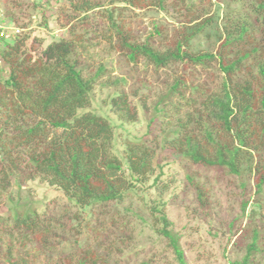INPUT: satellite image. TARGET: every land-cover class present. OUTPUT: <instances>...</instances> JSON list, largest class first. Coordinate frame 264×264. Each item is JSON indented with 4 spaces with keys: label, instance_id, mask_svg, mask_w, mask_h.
Listing matches in <instances>:
<instances>
[{
    "label": "trees",
    "instance_id": "1",
    "mask_svg": "<svg viewBox=\"0 0 264 264\" xmlns=\"http://www.w3.org/2000/svg\"><path fill=\"white\" fill-rule=\"evenodd\" d=\"M214 4L223 8L221 14L202 19ZM43 5L48 3L36 2L31 9L36 13L25 18L26 3L0 0L2 21L20 31L0 29V199L14 202L12 188L21 191L23 181L40 178L80 208L104 210L148 192L146 185L151 191L168 189L159 187L164 164L179 159L215 171L218 179L237 178L242 215L227 225L239 235L229 264H264V0H63L51 6L53 13H40ZM149 7H171L170 16L181 27L170 34L155 26L158 42L155 35L137 41L127 25L129 12L134 16ZM51 19L68 30L69 38L47 42L38 29L25 31L32 23L48 29ZM217 21V50L195 51L193 41ZM103 54H116L132 69L181 66L184 72L164 93L139 96L125 89L128 79L115 75ZM98 90H111L100 106L108 113L93 107ZM140 108L156 113L145 133L118 143L113 117L133 124ZM195 179L188 176L198 207L205 209L209 191ZM139 198L152 214L147 224L167 244L173 263L189 264L164 203L150 205L145 195ZM41 220L39 213L17 219L0 215V234L19 232L6 264H111L109 255L86 244L72 253L58 247L64 257L48 262L49 230H39ZM209 233L219 236L217 230ZM30 242L42 245L27 249ZM20 248L26 250L20 253ZM138 264L157 263L149 257Z\"/></svg>",
    "mask_w": 264,
    "mask_h": 264
},
{
    "label": "rangeland",
    "instance_id": "2",
    "mask_svg": "<svg viewBox=\"0 0 264 264\" xmlns=\"http://www.w3.org/2000/svg\"><path fill=\"white\" fill-rule=\"evenodd\" d=\"M16 1L28 5L23 13H28L24 16L29 18V13H36L31 10L34 4L42 0ZM43 1L48 5H43L39 12L42 13V10L47 9L48 13H53L51 6L58 7L63 0ZM222 10L223 8L217 4L209 5L207 15L202 19L218 17ZM131 13L130 11L127 25L134 38L139 42H144L150 36L155 35V26L170 34L174 28L181 27L179 22H173L170 16L171 7H167L166 10L149 7L138 11L134 16ZM9 23V20L3 22L0 18V28L11 26ZM218 24L217 21L213 25L207 26L204 32L193 41L192 45L195 51L215 52L217 50L221 34ZM49 25L50 28L47 29L45 26H37V23H32L31 28L25 31L33 28L38 29V34L41 33L40 35L47 39V42L52 39L69 38L68 30L61 29L53 19L50 20ZM13 26L15 25L11 26L12 31L14 30ZM155 39L156 42L159 41V37L156 35ZM121 59L116 54H103L102 60L109 68L114 69L115 75L128 79L129 84L125 88L127 91H138L139 94L141 93L139 96L149 93L154 98L156 95L164 93L175 75L184 72L181 66L174 68V71L161 70L158 72L153 67L145 68L143 65L132 69V65L126 63L124 59L121 61ZM197 81L201 82V79L198 78ZM110 92L111 90H98L94 93V109L108 113L107 109H102L100 106H102V100ZM131 97L137 102L138 97ZM139 114V119L133 124L120 122L113 117L120 133L121 140L119 139L118 143L123 142L126 137L130 139L141 137L146 131L148 122L156 113L140 108ZM166 161L169 162L164 164V179L159 183L160 188L168 187L165 191L158 189L151 191L150 185H146L145 187L149 189L148 192L142 190L137 194L138 197L135 196L117 206L108 205L109 207L104 210H99L98 207L91 208V206L80 208L75 201L64 196L61 190L37 178L23 181L21 191L18 187L9 191L15 196L13 197L14 202L9 203L1 198L0 215L6 217L12 215L13 219H17L39 213L42 217L39 230H49L45 256L50 263L63 256L59 255L58 247H63L65 251L72 253L76 251L77 247L81 248L86 244L91 245L99 255L105 256V258H108L107 255H109L108 262L111 264H138L149 257H152L157 264H174L173 256L167 250V244L156 236L153 231L155 228L147 224L152 221L151 213L139 198L145 195L144 199L147 204L153 205L154 201L164 203L175 231L181 235V244L189 264H229V260L234 255L232 244L239 235L233 236L234 234L229 232L227 225L231 220L240 218L242 215L239 203L240 192L235 186L238 184L237 178L226 175L218 179L215 171L207 172L205 169L190 166L179 159L168 158ZM188 176H194L196 183L200 182L206 185L209 191L207 208L198 207L197 193L189 182ZM253 193L254 191L251 195ZM251 200H253L252 197ZM128 207L141 216L138 217L136 214L132 216L131 212H128ZM252 207L250 205L244 215L243 226L247 222L246 218ZM96 212L100 213L99 216H94ZM117 212L119 215H116ZM112 215H116V220L111 218ZM127 218L130 220V224L123 227L121 223ZM209 230H217L219 236L211 235ZM18 233L14 232L10 236L5 233L0 234V264H6L8 247L12 244L17 245ZM221 234H223V239L220 237ZM41 245V242H30L27 249H35ZM51 246L54 248L50 249ZM24 250L26 249H17L20 253Z\"/></svg>",
    "mask_w": 264,
    "mask_h": 264
},
{
    "label": "built area",
    "instance_id": "3",
    "mask_svg": "<svg viewBox=\"0 0 264 264\" xmlns=\"http://www.w3.org/2000/svg\"><path fill=\"white\" fill-rule=\"evenodd\" d=\"M2 16H3V14L1 13V7H0V18H2ZM0 29H6V27H1ZM15 32L19 33L20 31H19V29H16Z\"/></svg>",
    "mask_w": 264,
    "mask_h": 264
},
{
    "label": "clouds",
    "instance_id": "4",
    "mask_svg": "<svg viewBox=\"0 0 264 264\" xmlns=\"http://www.w3.org/2000/svg\"><path fill=\"white\" fill-rule=\"evenodd\" d=\"M14 29V28H13ZM17 28H15L14 30L16 31Z\"/></svg>",
    "mask_w": 264,
    "mask_h": 264
}]
</instances>
